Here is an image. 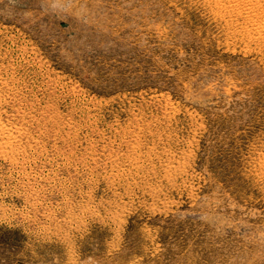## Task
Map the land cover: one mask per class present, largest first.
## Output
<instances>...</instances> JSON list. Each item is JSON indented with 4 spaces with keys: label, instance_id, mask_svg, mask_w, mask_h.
I'll return each mask as SVG.
<instances>
[{
    "label": "rangeland",
    "instance_id": "1",
    "mask_svg": "<svg viewBox=\"0 0 264 264\" xmlns=\"http://www.w3.org/2000/svg\"><path fill=\"white\" fill-rule=\"evenodd\" d=\"M0 264H264V0H0Z\"/></svg>",
    "mask_w": 264,
    "mask_h": 264
}]
</instances>
